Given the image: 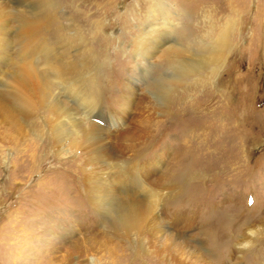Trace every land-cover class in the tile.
<instances>
[{"label":"rangeland","instance_id":"374dc122","mask_svg":"<svg viewBox=\"0 0 264 264\" xmlns=\"http://www.w3.org/2000/svg\"><path fill=\"white\" fill-rule=\"evenodd\" d=\"M0 2L14 30L11 58L1 66L10 81L28 56L15 31L30 13L19 0ZM49 6L48 31L27 58L43 76L44 98L33 110L19 109L0 82V264H264V0ZM152 21L162 26L151 36L157 42L146 65L134 41ZM224 30L228 50L170 85L177 72L166 54L195 59L201 44ZM80 37L83 54L69 52L65 44ZM41 41L45 53L36 52ZM82 57V83L100 115L86 117L50 74L47 58L65 67ZM59 95L80 134L66 124L61 144L50 130V102ZM92 123L98 134L88 140L84 129ZM86 173L100 184L103 210L92 201ZM130 205L142 216L125 235L115 222ZM245 238L252 239L248 247Z\"/></svg>","mask_w":264,"mask_h":264},{"label":"bare ground","instance_id":"6f19581e","mask_svg":"<svg viewBox=\"0 0 264 264\" xmlns=\"http://www.w3.org/2000/svg\"><path fill=\"white\" fill-rule=\"evenodd\" d=\"M39 1L40 2H38L37 0H19L20 6H23L26 11H29L30 16H22V13L19 10L17 11V14L22 16V18L20 20V25L15 32L18 33V36L21 40V44H19L18 50L20 52L24 51V53L28 54V56L18 61L19 66L14 72H12L13 74L10 78V81L4 80L5 76H3L2 73H7V71L3 72L1 66L6 62H9L11 58V51H13L14 46L13 41H11L10 38L12 37L14 30L10 28L8 21H6L7 17L5 16V11L0 12V82L5 81V90L3 91V96L8 97L7 99L11 100L12 103H14L19 109H23L25 111L31 110V108L33 110L36 106L37 100H39L38 98H44L43 94L45 95V92L47 91V86H45L46 84L43 83V76H41V74H39V72L37 71V68L27 60V58L29 59L31 57V53H34L31 50L28 51L30 46H33L32 44L39 38V36L42 37V30L48 31V23L50 17L49 5L51 0ZM3 4L4 3L0 2V8L4 6ZM40 9L42 11H40ZM167 22L168 24H170L169 21ZM145 26L146 30L144 31V33L141 36L137 37L134 42L136 44L137 55L141 56L143 59V63H146L147 65L149 64L152 52L154 51V43L157 42L156 40H154L156 38L151 36H154L153 34L156 33L155 31L161 28L162 25L160 23H154V21H152L145 23ZM77 39L78 40L76 42H67L65 45L69 47L67 49L69 52H71V49H74L77 53L83 54V47L85 45L81 37ZM41 43L42 44L36 48V52L39 53V50L42 53L47 52L48 44H46L45 41H41ZM229 46L230 42L227 36V32L226 30H224L219 34L214 43H208V45L201 44V46L199 47L200 55H198V57L195 59H183V56H181L180 54L181 52L167 53L166 63L170 64V66L177 72L174 73V77L170 85L176 82L179 84L187 78H190L195 74H199L204 68L212 65V62L214 60L213 58L222 56L228 50ZM47 59L52 67L50 71L51 76L56 79L57 82L63 87L66 94H68L69 96H74V98L80 103L82 108L84 107L86 117L88 116V114L93 112H96L98 113V115H100L101 108L98 106L92 93L88 92L89 90L82 83L81 75L83 74V69L86 65L85 59L82 57L81 60H79L78 64L67 62L69 64L65 65V67H58L54 65V58ZM40 78L42 79L40 80ZM61 98L60 95L56 96L53 102H50L51 110L56 115L55 120H53L50 125V130H52L53 133L56 134L54 139L57 144H61L64 142L62 130H64L66 124L70 125V131L72 133H75L77 137L80 136L78 130L79 120L77 119L74 112H70L72 111L71 109L65 107L64 101H62ZM66 110L70 114L67 113ZM216 120L218 123L220 120L219 128H223L224 123H221V117H216ZM84 131V134L86 135L85 137L88 140H91L96 134H98V123L90 124V126L84 129ZM76 142L78 141L76 140ZM88 166L86 168L84 167L86 171H89V169L91 168L90 165ZM121 172L125 175H127L128 173H124L123 171ZM91 176L92 175H90L89 173H86V177L90 178ZM121 177L122 179H120L119 184L121 185V187H126V184H124L126 182V176L124 177V175H121ZM91 178L89 181H91L90 191L92 194V201L95 206L99 207L100 210H103V207H105L106 205V199L104 200L100 195H98L100 191V184L93 183ZM115 189L116 187L112 186V191H115ZM141 212L142 211L136 206H126L125 214L122 213L116 217V228L118 230H122L125 235L130 234L132 230L136 229L141 222ZM248 238H245V243H243L242 247H245L252 242V239Z\"/></svg>","mask_w":264,"mask_h":264}]
</instances>
